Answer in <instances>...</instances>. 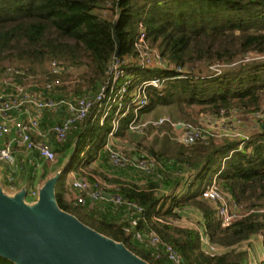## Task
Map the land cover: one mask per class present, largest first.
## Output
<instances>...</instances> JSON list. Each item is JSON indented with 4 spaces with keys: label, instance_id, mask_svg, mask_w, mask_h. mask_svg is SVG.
Returning a JSON list of instances; mask_svg holds the SVG:
<instances>
[{
    "label": "trees",
    "instance_id": "trees-1",
    "mask_svg": "<svg viewBox=\"0 0 264 264\" xmlns=\"http://www.w3.org/2000/svg\"><path fill=\"white\" fill-rule=\"evenodd\" d=\"M140 24L149 45L171 63L186 67L199 62L207 69L189 68L177 77L173 70L125 66L136 82L165 79L162 89H147L149 103L140 115L164 106L172 120L196 123L192 107L198 105L216 115L222 111L224 115L240 112L247 120L255 113L260 117L250 125L245 140L211 136L184 145L175 140L169 125L159 129L162 135L154 133L151 144L139 140L137 145L168 165L169 172L160 180L137 184L108 178L90 166L87 177L93 180L92 175H97L118 187H108L106 193H118L141 208L131 207L137 214L129 221L107 219L88 202L74 205L66 198L61 175L54 187L56 205L148 264H171L164 254L155 256L148 240L152 231L179 252L183 264H244L247 252L237 246L256 234L264 238V58L235 62L249 52L264 56V0H0V79L5 75V57L22 71L12 75L18 84L36 73L40 84L55 80L46 65L59 61L70 68L60 76L63 82L82 66L87 67V78L76 80L72 87L56 86L54 95L96 91L100 85L96 82L108 79L105 70L112 60L137 55L134 41ZM214 67L218 70L209 71ZM131 116L120 122L121 139L125 140ZM112 117L113 111L100 123L92 108L72 126L67 140L74 136V147L67 172L91 164L111 129ZM129 143L123 142L124 147ZM63 144L56 143L55 151H62ZM213 181L242 211L226 226L217 219L214 205L200 197ZM185 207L201 212V232L220 248L218 252L203 250L197 229L173 223L179 218L176 209ZM0 264L15 263L0 256ZM259 264H264V258Z\"/></svg>",
    "mask_w": 264,
    "mask_h": 264
},
{
    "label": "built area",
    "instance_id": "built-area-1",
    "mask_svg": "<svg viewBox=\"0 0 264 264\" xmlns=\"http://www.w3.org/2000/svg\"><path fill=\"white\" fill-rule=\"evenodd\" d=\"M105 12L103 11L104 14ZM134 48L137 52L136 56L112 60L105 70L108 79L100 83L96 91H87L81 95H54L53 91L56 86L64 84L60 76L70 70L62 62L52 61L47 64V70L57 78L35 86L38 88L36 91L30 86L13 82L12 75L21 74L22 71L6 68L5 75L8 76V80H5V90L0 93V161L10 165L15 164L19 152L26 155L34 153L39 159L48 162L55 161L57 154L52 141L57 144L65 142L72 126L75 123H81L92 108L95 109V115L99 117L100 123H103L112 111L113 117L111 129L96 157L91 161V167L105 175L107 172L102 164V161H105L113 170L137 172L140 174L141 184L150 180H160L169 170L168 165L154 155L137 148L135 149L137 152L132 154L128 147L118 142L120 122L129 114L132 116L126 125L128 133L140 135L152 131L162 135L159 129L164 125H169L173 130L175 140L184 145H192L211 136L242 140L248 138L247 132H237L229 127L226 130L227 126L217 130L203 128L191 122L174 121L168 114L148 120L142 119L140 111L149 103L147 89L149 87L162 89L165 79L150 77L136 82L134 76L127 73L124 67L134 64L140 68L173 70L177 77H183L188 69L171 63L161 55L157 48L151 47L146 41L145 30L141 24L140 32L134 41ZM121 80L123 81L120 84ZM70 82L71 80L66 81L65 84ZM44 113L55 116V120L45 127L41 124ZM230 115H224L221 111L219 117ZM259 117L260 114L255 113L250 115L249 120L255 123L256 118ZM242 147L243 142L239 145L240 149ZM27 161L33 162L30 157ZM92 177L93 180L86 175H81L70 180L69 186L73 191L68 194V199L74 205L84 206L88 200L109 199L115 205L125 204L141 211V208L124 200L118 193L111 194V197L107 196L106 188H118L115 184H108L97 175H92ZM6 178L12 182L13 173H7ZM30 196L37 199L38 192L30 190ZM200 197L214 205L216 217L222 226L230 224L241 216V208L218 188L215 181L201 190ZM194 229L200 232L201 241L203 244L205 241L210 253H216L219 247L208 241L202 234L201 228ZM256 235L264 241L262 234ZM148 240L156 257L159 258L164 254L171 264H183L179 252L172 245L162 243L157 233L150 232Z\"/></svg>",
    "mask_w": 264,
    "mask_h": 264
},
{
    "label": "water",
    "instance_id": "water-1",
    "mask_svg": "<svg viewBox=\"0 0 264 264\" xmlns=\"http://www.w3.org/2000/svg\"><path fill=\"white\" fill-rule=\"evenodd\" d=\"M59 175L41 186L31 205L24 202L25 191L8 198L0 189V256L15 264H148L61 211L54 193Z\"/></svg>",
    "mask_w": 264,
    "mask_h": 264
},
{
    "label": "rangeland",
    "instance_id": "rangeland-1",
    "mask_svg": "<svg viewBox=\"0 0 264 264\" xmlns=\"http://www.w3.org/2000/svg\"><path fill=\"white\" fill-rule=\"evenodd\" d=\"M258 58H264V56L258 57L256 56V54L254 52H249L248 55H246L245 57H241L239 58L235 63H238L240 61H249L252 59H258ZM3 65L5 66V68H15L17 69V65L13 63L11 58L5 57L2 61ZM203 63H199V62H193L191 64L186 65V69L192 68L195 70H198L199 68H202L203 70H207L202 66ZM47 66V65H46ZM215 70H218L217 67L211 68L209 69V71L214 72ZM86 71H87V67L86 66H82L78 69L73 70V77L71 79H67L66 81H70V83H67L66 85H70L71 87L73 86V82H75L76 80H80L82 78H87L86 76ZM207 71V72H209ZM37 75V73H36ZM30 76L24 85L30 86L33 88V86H40L39 81L37 80V76ZM7 75H4L1 77L0 79V93H2L5 90V80H8ZM65 81V82H66ZM123 80L120 81V84ZM64 82V83H65ZM84 83H86V81H83ZM98 85L100 84V82H96ZM97 84L94 85L93 89L95 87H97ZM168 109L164 106H158L157 108H155L152 111L146 112L145 114L141 115V118L144 120H148V119H152V118H156L160 115H166L168 114ZM192 112H193V116L194 119L196 120L195 124H198L200 126H202L203 128H209V129H213V130H217V129H221L222 127L227 126L226 130L229 128H231L234 131L237 132H247L250 129V125H252L250 120H247L245 114H241L240 112L238 113H232L229 117H219V115L213 114L211 113L207 108L205 107H200L198 105H195L192 107ZM50 115V114H49ZM75 127H78L77 125H75ZM73 138L74 136H71L70 139H68L66 142H64V144L62 145L63 150L62 151H57V159L53 162H48L46 160L43 159H38V161L36 162V154H30V155H26L25 153H21L19 152L18 157H21L22 159H24L25 161L28 160V157L32 158L33 162L29 163L30 167L24 166L23 167V171H24V175L25 177L31 176L32 180L35 179V176L40 175L42 172L44 173L43 176H38L37 178L39 180L42 179V184H44L48 179L52 178L56 173H60L61 177H60V183H66L67 181V176L68 173L66 171V166L67 163L69 162V158L71 157V155L73 154V147H74V142H73ZM127 139L129 140V150L130 153H135L137 151H135V149H140L143 152H146L147 154H150L144 147L143 145H137L138 141L141 140L143 144L145 145H149L153 142L154 140V133L152 131H150L147 135L145 134H132V133H126L125 136V140L121 139L120 137L118 138V142L123 145V142H127ZM124 140V141H123ZM124 146V145H123ZM138 146V147H135ZM140 146V147H139ZM156 148H158L160 146L159 143L155 144ZM91 165L87 166V167H80V170L77 171V173L81 174V175H85L86 171L90 170ZM20 167V166H19ZM81 169H83V171H81ZM67 172V173H66ZM73 172H76L75 170ZM26 190V185H24L20 190H18V194H22L24 191ZM26 192V191H25ZM161 193V192H160ZM25 194V193H24ZM26 197V198H25ZM29 196L28 195H24V202L25 204L31 205L30 201H29ZM184 209H180V211H178L179 214V218L178 219H174L172 220L173 223L180 225V226H186V227H191V228H201V220L200 217H194V214L187 216V214H185V212L183 211ZM191 212V211H190ZM201 214V212H200ZM201 216V215H200ZM212 244V243H211ZM202 248L204 251L210 253L211 251L209 250V248L207 247V245L202 243ZM238 249L240 250H245L247 252L246 255V263L244 264H259L260 261L264 258V242L262 241L260 236L254 235L251 236L248 239H245L244 241H242L238 246ZM220 249V248H219ZM219 249L216 251L218 252ZM222 250V249H221Z\"/></svg>",
    "mask_w": 264,
    "mask_h": 264
},
{
    "label": "crops",
    "instance_id": "crops-1",
    "mask_svg": "<svg viewBox=\"0 0 264 264\" xmlns=\"http://www.w3.org/2000/svg\"><path fill=\"white\" fill-rule=\"evenodd\" d=\"M57 119V118H56ZM55 120L54 115H48L44 113L41 124L42 126H47L51 124ZM52 145L56 147V143L52 141ZM19 153H17L16 156V163L15 164H8L7 162L0 161V189L3 192L4 195H6L8 198H14L18 193V190H20L24 185H26V195L29 197V201L31 204H34L36 199L32 198L30 196V190H36L37 192L41 188L42 184V179L39 180L37 177L38 176H43V172L35 176V179H31V176L25 177L23 167L27 166L30 167L32 165L29 164L28 161H25L21 157H18ZM38 157L36 158V162L38 161ZM102 164L104 165V168L107 172L105 174L108 178H120L124 180H129L131 182H135L137 184H141L140 180V174L137 172H131V171H123V170H113L105 161H102ZM20 166V167H19ZM25 169V167H24ZM91 171V170H90ZM13 173L14 175V180L12 182H9L6 178L7 173ZM88 173V171H86ZM81 174L77 172L70 171L67 176V181H66V188H67V193H66V198L68 199V194H70L73 190L69 186V182L72 178L75 177H80ZM110 184H114L113 182H109ZM108 183V184H109ZM109 194V193H107ZM26 198V197H25ZM24 198V199H25ZM69 200V199H68ZM90 207H94L96 212L103 216L106 217L107 219L110 220H115V221H129L131 220L136 214L137 211L133 210V208L121 204V205H115L113 204L112 201L110 200H101V201H88ZM185 214L187 216L194 214V217H200L201 220V214L200 211L195 208V207H185L183 208ZM191 211V212H190Z\"/></svg>",
    "mask_w": 264,
    "mask_h": 264
}]
</instances>
